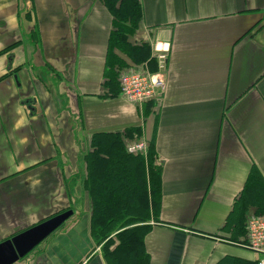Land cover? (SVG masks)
<instances>
[{"label": "crops", "instance_id": "obj_1", "mask_svg": "<svg viewBox=\"0 0 264 264\" xmlns=\"http://www.w3.org/2000/svg\"><path fill=\"white\" fill-rule=\"evenodd\" d=\"M139 1L131 42H147L151 56L153 43L170 46L163 100L148 113L106 95L114 17L103 0H0V242L74 211L14 264H106L82 158L94 132L130 126L154 139L162 166L151 264L258 258L227 218L251 171L264 178V0ZM70 70L77 91L62 79Z\"/></svg>", "mask_w": 264, "mask_h": 264}, {"label": "trees", "instance_id": "obj_2", "mask_svg": "<svg viewBox=\"0 0 264 264\" xmlns=\"http://www.w3.org/2000/svg\"><path fill=\"white\" fill-rule=\"evenodd\" d=\"M114 17L109 36V66L105 75L106 95H120V75L127 65L152 63L151 47L147 42L134 44L130 38L139 28L142 8L139 0H103ZM5 51V50H4ZM125 58L119 56V53ZM156 104L148 102L146 112ZM142 135L141 126L123 131L94 132L88 150L83 154V188L90 199L91 236L101 246L106 264H151L145 238L152 230V219H159L162 202V166L157 163L154 139L146 154H132L127 150L131 140ZM264 215V178L251 171L246 184L234 203L227 223L244 232L251 216ZM215 264H258L257 261L225 256Z\"/></svg>", "mask_w": 264, "mask_h": 264}, {"label": "built area", "instance_id": "obj_3", "mask_svg": "<svg viewBox=\"0 0 264 264\" xmlns=\"http://www.w3.org/2000/svg\"><path fill=\"white\" fill-rule=\"evenodd\" d=\"M153 57L156 59V70L151 71L149 62L135 65L120 75V94L129 102L144 106L148 102L159 105L165 91V72L169 57L168 43L152 44ZM155 107V108H156ZM149 144L143 140L129 141L127 150L132 154H146ZM246 246L258 254V264H264V215H252L246 224Z\"/></svg>", "mask_w": 264, "mask_h": 264}, {"label": "water", "instance_id": "obj_4", "mask_svg": "<svg viewBox=\"0 0 264 264\" xmlns=\"http://www.w3.org/2000/svg\"><path fill=\"white\" fill-rule=\"evenodd\" d=\"M73 214V209H67L1 241L0 264H14L25 257Z\"/></svg>", "mask_w": 264, "mask_h": 264}, {"label": "rangeland", "instance_id": "obj_5", "mask_svg": "<svg viewBox=\"0 0 264 264\" xmlns=\"http://www.w3.org/2000/svg\"><path fill=\"white\" fill-rule=\"evenodd\" d=\"M39 66H36V68H38ZM72 67H73V65H72ZM50 68H51V66H49V68H46L45 70H47V72L49 73L50 72ZM55 72L56 73H59V72H57L56 70H55ZM32 73V72H31ZM36 74V70H34L33 71V74ZM63 73V72H62ZM34 74V75H35ZM60 74V73H59ZM66 74V73H65ZM75 77H74V75H73V73H72V70H70V72H69V74L68 75H66L65 77H63L62 79H63V81H64V83H66L69 87H70V89H73V87L75 86V84H73V82H72V80L74 79ZM21 81H23V79H21ZM76 85H77V83H76ZM77 86H75V90L77 91ZM81 164H82V162H81ZM79 166L82 168V166L80 165V162H79ZM77 169V168H76ZM77 174H79V173H77ZM80 177V174L78 175V176H74L73 178H72V180L69 182V185L70 186H72V187H76L77 186V179ZM75 192H76V190H75ZM55 211V210H54ZM54 211H52V212H54ZM55 234L56 233H54V234H52V235H50L49 237H47L39 246H37L36 248H35V250L36 249H38V248H40V246L42 247V246H45V242L47 241V240H49V238H52L53 236H55ZM34 250V251H35Z\"/></svg>", "mask_w": 264, "mask_h": 264}]
</instances>
